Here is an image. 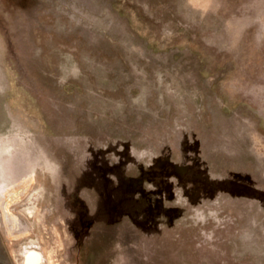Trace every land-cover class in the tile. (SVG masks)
I'll use <instances>...</instances> for the list:
<instances>
[{
	"label": "rangeland",
	"instance_id": "rangeland-1",
	"mask_svg": "<svg viewBox=\"0 0 264 264\" xmlns=\"http://www.w3.org/2000/svg\"><path fill=\"white\" fill-rule=\"evenodd\" d=\"M0 264H264V0H0Z\"/></svg>",
	"mask_w": 264,
	"mask_h": 264
},
{
	"label": "bare ground",
	"instance_id": "bare-ground-1",
	"mask_svg": "<svg viewBox=\"0 0 264 264\" xmlns=\"http://www.w3.org/2000/svg\"><path fill=\"white\" fill-rule=\"evenodd\" d=\"M31 246H32V245H31ZM29 247H30V246H29ZM26 248H27V247H26ZM31 250H33V249L31 248ZM38 252H40V251H38ZM28 253H29V251H28ZM28 253H27V254H28ZM42 255H43V254H42ZM34 257H35V256H34ZM27 258H28V257H27ZM30 258H32V257H30Z\"/></svg>",
	"mask_w": 264,
	"mask_h": 264
}]
</instances>
